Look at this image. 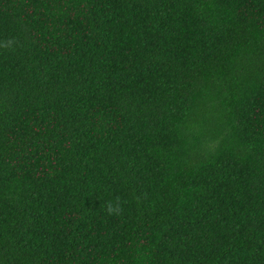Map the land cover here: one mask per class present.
Wrapping results in <instances>:
<instances>
[{
    "label": "trees",
    "instance_id": "trees-1",
    "mask_svg": "<svg viewBox=\"0 0 264 264\" xmlns=\"http://www.w3.org/2000/svg\"><path fill=\"white\" fill-rule=\"evenodd\" d=\"M8 39L0 264H264V0H0Z\"/></svg>",
    "mask_w": 264,
    "mask_h": 264
},
{
    "label": "clouds",
    "instance_id": "clouds-1",
    "mask_svg": "<svg viewBox=\"0 0 264 264\" xmlns=\"http://www.w3.org/2000/svg\"><path fill=\"white\" fill-rule=\"evenodd\" d=\"M17 42L14 39H8L6 41H0V47L12 48ZM104 210L108 215H119L123 211L122 202L117 196L114 201H108L104 205Z\"/></svg>",
    "mask_w": 264,
    "mask_h": 264
}]
</instances>
